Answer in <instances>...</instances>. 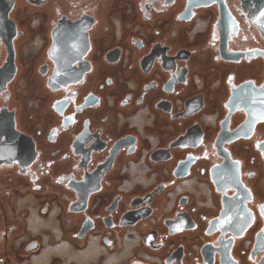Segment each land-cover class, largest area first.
<instances>
[{
	"label": "flooded vegetation",
	"instance_id": "1",
	"mask_svg": "<svg viewBox=\"0 0 264 264\" xmlns=\"http://www.w3.org/2000/svg\"><path fill=\"white\" fill-rule=\"evenodd\" d=\"M0 264H264V0H0Z\"/></svg>",
	"mask_w": 264,
	"mask_h": 264
}]
</instances>
